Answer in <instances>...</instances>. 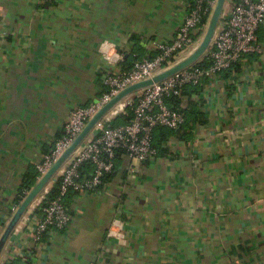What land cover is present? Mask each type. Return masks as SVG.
<instances>
[{"label":"crops","instance_id":"0c3cea01","mask_svg":"<svg viewBox=\"0 0 264 264\" xmlns=\"http://www.w3.org/2000/svg\"><path fill=\"white\" fill-rule=\"evenodd\" d=\"M185 0H0V237L24 176L94 101L113 69L105 53L149 54ZM261 54L218 75L206 123L168 154L121 158L111 181L72 197L66 230L6 240L10 264H264V24ZM114 53V54H113ZM140 58V59H141ZM120 62V63H122ZM90 177V176H89Z\"/></svg>","mask_w":264,"mask_h":264},{"label":"built area","instance_id":"2783aa9c","mask_svg":"<svg viewBox=\"0 0 264 264\" xmlns=\"http://www.w3.org/2000/svg\"><path fill=\"white\" fill-rule=\"evenodd\" d=\"M216 2L217 0H185V12L173 35L167 41H150L149 54L135 61L129 70L122 69L120 54L110 56L105 53V57L114 67L105 75L103 90L90 104L76 107L69 112L61 135L35 165L36 183L73 143L88 121L115 95L130 85L152 79L170 69L195 50L204 35ZM263 24L264 0H225L210 45L195 62L206 57L211 65L202 69L195 67L193 63L160 82L122 98L94 125L86 138L41 189L14 226L8 239L29 225L34 227L31 236L35 241L46 232L66 230L72 217L63 205L62 197L69 189L76 192L73 196L75 197L99 188L102 177L115 166L117 151L122 152V157L131 162L141 163L156 159L158 155L152 145V131L156 127L177 130L185 123L181 109L187 106L188 98L182 97L183 90L188 86L203 84L201 93L189 96L188 100L204 101L207 89L219 73L245 56L261 54L263 47L258 41L257 33ZM180 55L183 56L179 57ZM173 99L179 100V109L167 104ZM126 111L131 114L128 121L122 125H114V119ZM168 143L169 139L163 144L167 151ZM86 163L93 166V172L89 178L79 180L80 168ZM56 183L59 188L58 196L49 198L50 189ZM20 203L11 205V217ZM0 264L10 263L1 261Z\"/></svg>","mask_w":264,"mask_h":264},{"label":"trees","instance_id":"16d2710c","mask_svg":"<svg viewBox=\"0 0 264 264\" xmlns=\"http://www.w3.org/2000/svg\"><path fill=\"white\" fill-rule=\"evenodd\" d=\"M201 34L202 32L199 33L198 36H200ZM137 51L138 49L133 50V52L136 53V55H133L131 53L129 54L127 58L123 60V62L121 63L122 69L124 70L131 69L134 62L140 60L141 56L137 54L138 53ZM210 65H211V61L207 59L206 57H203L200 61L194 64L195 67H199L202 69H207ZM239 68L240 67H239L238 62H235L229 67V69L222 71L221 73H219V75H222L223 77H225L226 75L228 76V74L232 72L238 73ZM203 88H204L203 84L199 86H188L183 90L181 95L182 97L189 99V96L201 93ZM188 99H187V106L184 109H181L182 113L185 116V123L181 127H179L177 130H170V129L163 128V127H156L152 131V134H153L152 135V145L157 150L158 156H165L168 154V151L163 146V144L169 138L175 137L181 140H186L193 133V130L195 129L196 126L206 123L207 115L202 110V106H203L202 99L198 101H190ZM167 104L169 106H173L179 109V100L177 99L169 100ZM130 117H131L130 112L126 111V113L121 114L114 119V125L118 126V125L125 124ZM121 158H122V152L117 151L115 155V166L111 172L105 174L102 177V184L105 182L111 181L114 178L117 172V169L120 166L119 164L121 163ZM92 172H93V166L90 163L83 164L80 168L79 180L89 178ZM35 184H36V173L34 171H31L27 173L24 176V178L21 180V183L19 184L15 192V197H14L13 202L15 204H19L24 198L26 192L32 189V187ZM58 189H59L58 183L53 185L52 188L50 189L49 198L57 197ZM75 194H76L75 191H73L72 189H69L66 195L62 197V203L67 209L68 213H70V211L68 210V206L72 200V197Z\"/></svg>","mask_w":264,"mask_h":264},{"label":"water","instance_id":"95a60500","mask_svg":"<svg viewBox=\"0 0 264 264\" xmlns=\"http://www.w3.org/2000/svg\"><path fill=\"white\" fill-rule=\"evenodd\" d=\"M225 0H217L216 5L212 11L210 16L207 28L204 32V35L195 48V50L181 60L179 63L171 67L170 69L156 75L152 79L144 80L133 85H130L120 91L117 95H115L104 107H102L85 125L84 129L81 133L76 137L73 143L62 153V155L54 162L51 168L43 175V177L32 187L23 201L20 203L18 209L12 215L10 221L5 227L1 237H0V251L8 239L11 231L13 230L16 223L19 221L20 217L29 206V204L33 201V199L37 196V194L41 191V189L51 180V178L55 175L64 161L68 158V156L74 151V149L86 138V136L90 133L94 125L114 106L116 105L122 98L127 96L128 94L139 90L141 88L152 85L153 83L160 82L161 80L167 78L168 76L176 73L177 71L195 63L207 50L212 37L214 35L215 28L218 24L222 8Z\"/></svg>","mask_w":264,"mask_h":264},{"label":"rangeland","instance_id":"374dc122","mask_svg":"<svg viewBox=\"0 0 264 264\" xmlns=\"http://www.w3.org/2000/svg\"><path fill=\"white\" fill-rule=\"evenodd\" d=\"M181 56H183V55H180L179 57H181Z\"/></svg>","mask_w":264,"mask_h":264},{"label":"clouds","instance_id":"9594fccd","mask_svg":"<svg viewBox=\"0 0 264 264\" xmlns=\"http://www.w3.org/2000/svg\"><path fill=\"white\" fill-rule=\"evenodd\" d=\"M114 54V53H113Z\"/></svg>","mask_w":264,"mask_h":264}]
</instances>
